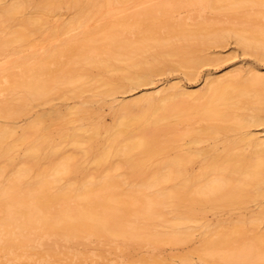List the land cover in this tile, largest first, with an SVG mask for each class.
<instances>
[{
  "label": "bare ground",
  "instance_id": "obj_1",
  "mask_svg": "<svg viewBox=\"0 0 264 264\" xmlns=\"http://www.w3.org/2000/svg\"><path fill=\"white\" fill-rule=\"evenodd\" d=\"M261 5L0 0V57L6 58L0 61V261L35 254L41 246L53 252L58 246L65 255H87L91 244L101 254L159 250L186 242L199 227L194 250L203 264H260L264 228L252 227L248 237L252 223L240 209L254 202L257 215L250 209L248 216L264 226V139L250 130L264 123V75L253 68L211 78L195 92L174 82L130 100L116 95L154 84L165 68L212 61L204 51L227 36L259 56ZM62 10L72 16L51 20ZM221 16L234 26L218 27V19L225 21ZM99 17L104 22L92 24ZM55 38L58 43L51 42ZM38 41L46 44L39 52ZM24 46L28 53L17 52ZM68 92L71 98L89 95L74 106L31 115L36 102ZM105 101L113 116L109 123L93 108ZM26 114L31 116L22 126L9 122ZM66 143L75 154L62 151ZM220 208L238 209L243 217L206 220V212Z\"/></svg>",
  "mask_w": 264,
  "mask_h": 264
},
{
  "label": "rangeland",
  "instance_id": "obj_2",
  "mask_svg": "<svg viewBox=\"0 0 264 264\" xmlns=\"http://www.w3.org/2000/svg\"><path fill=\"white\" fill-rule=\"evenodd\" d=\"M70 13H69V11H63L62 10L61 13L59 12V13L55 14L54 16H52L54 18L52 19V17H51V20L55 19V21H56L58 19L61 20L62 18L63 19L67 18V15H71L72 16V12H70ZM57 15H59L58 16L59 18L56 17ZM209 15H210L211 19L216 21L215 20L216 18H212L213 14L211 12H209ZM216 17H218V16H216ZM223 18L224 17H222V19ZM226 18L228 19V17H226ZM227 19L224 18L225 21H223V20L221 21L220 19H218V22L221 21V23L219 22V24H218V22H217L216 25H218V27H220V26L221 27L224 26L226 28L227 27H231L229 25H232V23L228 24L229 20H227ZM226 20H227V22H226ZM102 21L104 22V18H102V17L96 18V20L95 19L91 20V22H93L92 24L96 23V25H99ZM224 22H226L227 24H225ZM232 22H234V20ZM232 26H234V24ZM223 30L224 29H222V31ZM79 31H81L80 28L75 29L74 32H73V30L68 32L67 35L65 34L63 36V34H62L61 35V39H62V37L64 38L65 36L68 37V35H71L72 33L76 34V32L78 33ZM231 37L232 36H230V37L227 36L226 38L228 40H226V42H223L224 44H221L220 46L214 45L211 48L206 49L204 51V53L209 58H212V61L206 62V63L198 66L197 68H189V69H187V68H184V67H180L178 65L175 66V68H165V70L162 71V73L160 75H158V76H156L154 78V84L152 83V84H149L148 86L147 85L146 86H142V87L140 86L139 88H137L135 90L128 91V92L123 93V94L121 93L119 95L117 94L116 95V99L118 101H120L121 99L125 100V98L127 100H130V99H132L134 97L142 95L144 92H145L144 94H146V92L147 93L148 92L151 93V92H153V91H155V90H157V89H159V88H161V87H163L165 85H169L170 83L174 84V82L175 83H180V85L182 84V87L186 88L185 90H189V91L193 90L195 92V91H199L202 88H204L206 83H207V81L210 82L212 80L211 78H216V77H222V76H225V75H230V74L235 73L237 71L244 72V71H247L249 69L252 70L253 68H254V71H258L260 74L264 75V65H262L259 62V56H257L256 54H251L250 52L244 51L243 48L240 45H238L236 42H234L233 37H232V39H231ZM59 39H60V37L58 38V40ZM54 40H51V42L58 43L57 39L55 41ZM44 44L45 43L38 41L37 45H36V48L34 50H36L38 52L41 51L42 50V46ZM18 48H17V52H19L20 54L23 51H24V53H22V54H25L26 53L25 50L27 51V53L29 52V50H28L29 46L18 47ZM2 57L5 58V56H2ZM2 57H0V61L3 62L6 58L3 60ZM0 64H1V62H0ZM186 71L193 72V77L188 78V75H187ZM2 93H4V92H1L0 94H2ZM68 94H69V92H68ZM84 94H86V93H84ZM57 95H59V94H57ZM57 95H53L51 97V99L52 98L53 99H52V101H50V103H49V101L46 102V103H43V101L42 102L40 101V103L36 102L35 105H34L35 108L34 109L32 108V111L30 112L31 115H33V113H36V112L41 111L43 109H47V108H49L51 106H55V107H58V108H65L66 106H74L76 104L81 103L84 99H86L88 97L89 94L87 92V94L84 95V97H79V98L78 97L77 98L76 97L75 98L74 97L71 98L70 96H74L73 92H70V94L65 96V97L61 96V95L58 97ZM68 96L70 98H68ZM0 98H2L1 95H0ZM51 99H49V100H51ZM37 103H39V104H37ZM93 108H96L99 111V114H98L99 116H97V118H99V117L100 118H102V117L104 118L105 117L104 121L106 123H109L110 121H112L111 118L113 116H111L112 115L111 114V108H110L108 102L105 101V102L96 103V104L93 105ZM31 115L30 114L21 115V116H19L17 118L9 120V122H11V125H13V123H14L15 126L16 125L22 126L23 124L26 123L25 120H27V117L29 118ZM108 116H110V118H108ZM2 120L3 119H0V122ZM12 121H13V123H12ZM196 125H198V124L195 123L194 126H196ZM262 125H264V123H262V124H260L258 126H254V127L252 126L250 128V130L252 132L258 134V136L262 137V139H264V127H262ZM72 126L73 125H69V129H72ZM185 126L186 125L183 124V125H181V128L180 127H178V128L182 129ZM208 144H209V142L207 143V145ZM207 145H206V142H204L202 144V146H207ZM62 148H63L62 151L65 152L66 154H68V153L70 154V153L76 152L74 147H73V145H71L70 143L63 144ZM21 152H22L21 149L18 150V153H21ZM54 160L57 161V157L54 158ZM114 161L116 162L117 159L114 160ZM1 162L2 161H0V164H1ZM89 163L91 164L92 161L88 162V164ZM90 164L88 166H90ZM197 166L198 165L196 164L194 166V168L197 169ZM91 167H89V168H91V170L93 171L94 168H93L92 164H91ZM9 169H11V167ZM254 204H255L254 202L253 203L250 202V205L246 206V208H248V210H246V208L240 209V211L242 213L240 211H237L238 209L237 210H233V211H229L228 209H221L220 208V209H215V210L208 211V212L205 213L204 216H205L207 221L211 222L212 224H215L217 221H223V219H228L229 218L227 220V222L230 220V218L237 219L236 216H237V214L239 212V213H241V215H244V217H246L248 219L250 218L249 221H251V223H252L251 224V228L255 227L254 228L255 230H258V229L261 230L262 229L261 231H263L264 226H261V225H263V223L262 224L260 223L261 227L259 228V224H258L259 222L256 223V224H258V227H257V225L252 221L254 218L252 216L251 217L248 216L250 214L249 213L250 209H251V212H253V210L254 211L256 210V212H255L256 214L255 215H257V211L259 209H256L255 207H257V206H254ZM238 215H240V214H238ZM237 217L241 219V217H243V216H241V217L237 216ZM255 217H257V216H255ZM246 218L245 219L243 218V219L245 221H247ZM263 219H264V217H263ZM263 222H264V220H263ZM248 223H250V222H248ZM248 223L246 224V222H245L246 225H248ZM190 225H194V224H190ZM245 227H247V229H249V230L251 229L249 225L245 226ZM201 230L202 229L201 228L199 229V227H198V229H195V227H194L193 234H191L192 236L188 238L189 240L187 239V240H185L186 242H184L182 244H179V245H176V246L167 245L166 244V246L163 245L164 247L162 246V248L159 249V250H152L151 248H148L147 246H144V247H133L132 250L140 252L142 255L145 254L146 257H147L148 254H150L148 256H152V255L158 256V258L159 257L161 259L163 258L164 260H167L168 262H170V264H203L202 261L199 258V255L197 254L198 252H195V250H194V248H198L197 245L200 244V240H201L200 232H201ZM252 231H253V228L250 231V234L248 233V230L246 231V234H247L248 237L252 234ZM94 245L91 244V248H90V252L91 253H93L91 250H93L96 247ZM106 247L107 246H105V249H106ZM109 247L110 246L107 247V250L109 249ZM95 250H93V251H95ZM90 252L88 251L87 255H90L91 254ZM107 252L108 251H106L105 253H107ZM111 252H113V250H111ZM184 255H188L189 256L188 257L189 260H184L182 258ZM112 258H116L115 255H113Z\"/></svg>",
  "mask_w": 264,
  "mask_h": 264
},
{
  "label": "snow or ice",
  "instance_id": "obj_3",
  "mask_svg": "<svg viewBox=\"0 0 264 264\" xmlns=\"http://www.w3.org/2000/svg\"><path fill=\"white\" fill-rule=\"evenodd\" d=\"M151 6L152 5H141L140 7L148 8ZM261 6L264 7V0H262ZM13 7L19 9L22 8L23 5H14ZM241 47L244 46L241 45ZM245 51H247L246 48ZM259 62L264 65V47L261 49ZM261 78L264 79V76ZM262 127H264V125H262ZM113 255H115L116 258H112ZM0 264H166V262L146 258L145 255L133 251L130 248L117 249L115 254L111 251L104 254L93 252L86 256L82 252H77L74 255L71 253L65 255L58 246L55 252L41 246L35 254L25 252L22 256L18 255L15 259L0 261ZM260 264H264V259L260 261Z\"/></svg>",
  "mask_w": 264,
  "mask_h": 264
}]
</instances>
